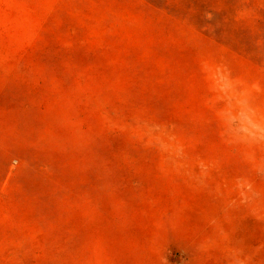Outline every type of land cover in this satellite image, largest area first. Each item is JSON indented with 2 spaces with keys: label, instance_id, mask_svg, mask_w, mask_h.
I'll list each match as a JSON object with an SVG mask.
<instances>
[{
  "label": "rangeland",
  "instance_id": "rangeland-1",
  "mask_svg": "<svg viewBox=\"0 0 264 264\" xmlns=\"http://www.w3.org/2000/svg\"><path fill=\"white\" fill-rule=\"evenodd\" d=\"M0 264H264V0H0Z\"/></svg>",
  "mask_w": 264,
  "mask_h": 264
}]
</instances>
